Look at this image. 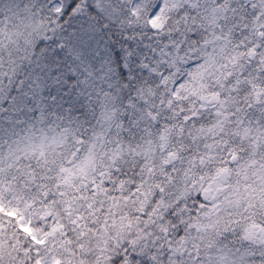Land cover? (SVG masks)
Segmentation results:
<instances>
[{
    "label": "snow or ice",
    "instance_id": "snow-or-ice-1",
    "mask_svg": "<svg viewBox=\"0 0 264 264\" xmlns=\"http://www.w3.org/2000/svg\"><path fill=\"white\" fill-rule=\"evenodd\" d=\"M0 264H264V0H0Z\"/></svg>",
    "mask_w": 264,
    "mask_h": 264
}]
</instances>
